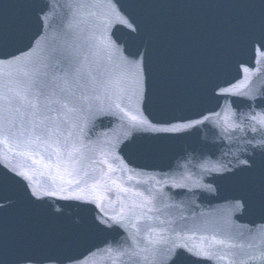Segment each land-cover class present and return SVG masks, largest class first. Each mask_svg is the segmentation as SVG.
<instances>
[{
  "label": "snow or ice",
  "instance_id": "obj_1",
  "mask_svg": "<svg viewBox=\"0 0 264 264\" xmlns=\"http://www.w3.org/2000/svg\"><path fill=\"white\" fill-rule=\"evenodd\" d=\"M105 2V27L99 36L89 38L69 31L63 43L41 49L40 55L36 54L37 48L51 5L41 6L42 0H10L8 7L21 10L11 18L0 8V68L16 69L0 73V264H75L76 258L65 252L70 239H84L114 227L132 230V251L121 250L120 257L146 261L148 254L160 252L161 264H200L205 260L236 264V258L253 245L245 244L242 234H234L230 224L204 221L189 226L160 216L155 217L158 224L149 223L153 219L149 213H163L155 207L154 190L144 187L148 182L132 176L125 182L112 178L110 174L117 169L97 156L99 152L106 157L108 152L85 143L87 126H103L105 121L118 117L132 129L163 134L144 142L129 135L127 142H120L133 154L154 157L166 145L153 141L169 139L204 122L191 118L183 123L160 121L157 123L170 126L159 127L144 114L146 106L160 101L161 89L155 49L142 10L166 7L169 0ZM219 2L233 10L222 23L230 37L228 55L249 42L254 51L257 45L264 50V0ZM91 6L69 4L72 21L77 20L81 8ZM33 8H38L41 34L32 37L26 48L11 51L28 36ZM74 26L69 22L68 29ZM212 74L206 73L199 87H206ZM171 105H165L163 111ZM248 119L249 131L264 134V118L253 114ZM110 147L116 151L118 145ZM17 158L26 163H15ZM103 165H107L106 171ZM208 171L219 174L218 179L235 190L233 212L240 216L264 212V143L259 148L253 146L247 158L238 160L233 169L215 166ZM37 176L47 177L46 182H40ZM105 183L114 186L119 198L127 201L111 214L98 195ZM50 198L79 202L64 205L79 207L82 212L71 233L63 210L49 209ZM88 205H94V210ZM6 210L16 217L11 228L4 220ZM197 231L204 233L201 243H190L192 236L186 233ZM249 264H264V251L259 259L250 257Z\"/></svg>",
  "mask_w": 264,
  "mask_h": 264
},
{
  "label": "water",
  "instance_id": "obj_2",
  "mask_svg": "<svg viewBox=\"0 0 264 264\" xmlns=\"http://www.w3.org/2000/svg\"><path fill=\"white\" fill-rule=\"evenodd\" d=\"M237 93L221 95L222 92ZM264 118V50L244 43L212 110L200 129L186 156L155 202L162 213L152 212V224L161 219L175 220L179 224L193 225L204 221L230 224L246 247L236 258V264H249L250 257L259 259L264 251V212L252 211L240 216L233 212L235 190L217 173L208 171L215 166L233 169L238 160L247 158L252 147L264 143V134L249 131V117ZM240 127L237 128L236 126ZM232 129H235L234 131ZM227 174V173H225ZM182 185V186H177ZM209 189H214L211 191ZM183 217V219H181ZM191 235L190 243H201L202 232ZM128 239L108 264H161L160 252L150 253L148 260H130L119 256L121 250L132 251ZM163 251V249H161ZM200 264H225L218 260H205Z\"/></svg>",
  "mask_w": 264,
  "mask_h": 264
}]
</instances>
